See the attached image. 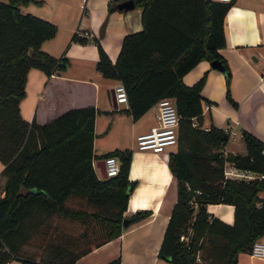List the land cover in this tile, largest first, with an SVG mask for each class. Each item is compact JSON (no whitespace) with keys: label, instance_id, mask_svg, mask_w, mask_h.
I'll return each instance as SVG.
<instances>
[{"label":"trees","instance_id":"trees-1","mask_svg":"<svg viewBox=\"0 0 264 264\" xmlns=\"http://www.w3.org/2000/svg\"><path fill=\"white\" fill-rule=\"evenodd\" d=\"M27 1L0 0V159L6 174L0 188V264L15 257L21 264H71L119 235L125 218L130 222L151 210L125 213L137 182L129 175L132 149L95 152L96 105L70 107L44 122L23 116L29 69L37 66L50 75L68 62L66 55L42 47L58 26L23 9L20 3ZM134 1L142 7L143 27L124 34L115 60L92 38L99 47L97 67L124 83L134 119L164 95L175 98L181 113L178 146L168 159L178 193L159 255L173 264H238L240 251L250 250L264 233V139L243 128L246 151L225 152L229 132L215 123L202 125L206 72L192 83L183 77L201 59L218 57L225 64L227 97L237 104L231 67L219 50L234 0ZM115 3L110 0V9ZM72 38L87 37L75 31ZM110 154L120 158V169L101 176L94 158ZM227 159L258 174L226 176ZM219 201L234 204L232 222L208 209L209 202ZM29 242L43 247L40 258L22 253ZM105 264H121V255Z\"/></svg>","mask_w":264,"mask_h":264},{"label":"crops","instance_id":"crops-1","mask_svg":"<svg viewBox=\"0 0 264 264\" xmlns=\"http://www.w3.org/2000/svg\"><path fill=\"white\" fill-rule=\"evenodd\" d=\"M120 1L116 0L112 9L110 0H29L20 3L23 9L57 23V31L43 40L42 47L68 58L65 68L50 75L37 66L29 69L26 93L20 101L21 112L29 120L36 118L44 122L70 107L94 104L98 108L95 152L100 154L115 147L132 149L129 175L137 182L125 213L129 215L139 208H148L150 213L128 222L119 235L83 253L71 264H105L118 254L121 255V264H173L169 258L159 255V248L177 199V178L168 159L178 143L163 151L139 148L136 135L157 122L156 104L134 119L127 110L128 101H119L113 96L112 89L121 80L104 75L96 64L99 47L92 36L99 38L115 60L124 34L143 27L142 7L121 8L118 6ZM224 29L226 44L219 50L231 67L230 88L237 104L227 97L225 71L213 66L208 58L201 59L187 71L184 80L192 83L206 72L202 94L204 100L213 105L203 111V126L231 122L239 130L247 128L264 139V0H234L225 14ZM75 31L87 38H72ZM102 117L106 118L105 124ZM124 118L130 119L129 141L118 136L109 145L98 142L104 135L117 131L116 125ZM239 135L242 137L240 141L234 140L237 137L229 139L224 147L226 151H246L243 136ZM102 158L105 156L94 158L99 174L96 161L102 162ZM260 195L264 198V187ZM208 209L227 221L234 220V204L231 202H209ZM238 264H264V258L243 250L239 253Z\"/></svg>","mask_w":264,"mask_h":264},{"label":"built area","instance_id":"built-area-1","mask_svg":"<svg viewBox=\"0 0 264 264\" xmlns=\"http://www.w3.org/2000/svg\"><path fill=\"white\" fill-rule=\"evenodd\" d=\"M85 32L88 33V30H85ZM114 91L117 100L128 101L126 87L122 81L115 84ZM155 104L157 106V122L149 129L138 132L136 135V142L139 148L163 151L167 149L169 145L178 143V129L181 113L177 108L173 96L164 95L160 97ZM203 104L204 110L209 109L213 105L209 100H204ZM220 126L229 132L230 138H235L239 134H242V130H239L235 123L226 122L224 125ZM225 152L227 151L225 150ZM120 165L121 160L117 155L110 154L105 156L107 175L117 173L120 169ZM224 172L226 176L238 178H252L258 174L256 171L240 167L228 159L224 163ZM249 252L255 257L264 258L263 236H259L253 241Z\"/></svg>","mask_w":264,"mask_h":264},{"label":"rangeland","instance_id":"rangeland-1","mask_svg":"<svg viewBox=\"0 0 264 264\" xmlns=\"http://www.w3.org/2000/svg\"><path fill=\"white\" fill-rule=\"evenodd\" d=\"M102 121L105 124L106 118L102 117ZM195 124H197V120H195ZM117 131L113 132L112 135H104L103 137L99 138L98 142L102 145H109L111 143V140L115 139L118 136H121L123 141H129L131 139L130 134V119H120L119 123L116 125ZM241 136H237L236 139H234L236 142L241 140ZM173 144L169 145L168 147H172ZM3 161L0 159V188L3 187L5 176L6 174L3 172ZM23 248V254H26L28 256H34L37 258H40L41 255L44 254L43 247L35 244V243H25L22 246ZM22 260L19 257L13 258L10 263L8 264H21ZM29 264H35V263H29Z\"/></svg>","mask_w":264,"mask_h":264},{"label":"water","instance_id":"water-1","mask_svg":"<svg viewBox=\"0 0 264 264\" xmlns=\"http://www.w3.org/2000/svg\"><path fill=\"white\" fill-rule=\"evenodd\" d=\"M134 5H135V1L134 0H121L120 2H118V6L121 7V8L122 7L129 8V7H132ZM210 62L215 67L221 68L223 70L225 69L224 62L218 57L212 58L210 60ZM112 92H113V96H115L114 88L112 89ZM101 160H102V162L96 161V165L99 166V168H100L101 176H107V172H106V168H105V158H102ZM127 223H128V219L125 218L124 219V225L126 226Z\"/></svg>","mask_w":264,"mask_h":264}]
</instances>
